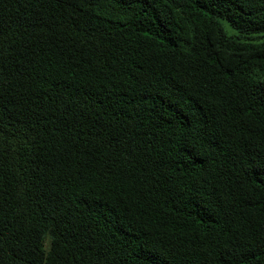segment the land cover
Wrapping results in <instances>:
<instances>
[{
  "label": "trees",
  "instance_id": "1",
  "mask_svg": "<svg viewBox=\"0 0 264 264\" xmlns=\"http://www.w3.org/2000/svg\"><path fill=\"white\" fill-rule=\"evenodd\" d=\"M259 36L264 0H0V264H264Z\"/></svg>",
  "mask_w": 264,
  "mask_h": 264
},
{
  "label": "rangeland",
  "instance_id": "2",
  "mask_svg": "<svg viewBox=\"0 0 264 264\" xmlns=\"http://www.w3.org/2000/svg\"><path fill=\"white\" fill-rule=\"evenodd\" d=\"M223 26H224V28H225V31L227 32V34H235V32L226 24V23H224L223 22ZM256 40H264V37H261V36H259V37H254Z\"/></svg>",
  "mask_w": 264,
  "mask_h": 264
}]
</instances>
